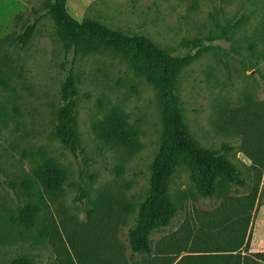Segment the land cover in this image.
<instances>
[{
    "label": "rangeland",
    "instance_id": "374dc122",
    "mask_svg": "<svg viewBox=\"0 0 264 264\" xmlns=\"http://www.w3.org/2000/svg\"><path fill=\"white\" fill-rule=\"evenodd\" d=\"M48 1L0 0V70L8 80L0 86V264L16 258L33 264H186L189 250L231 249L240 238L249 253L251 226L264 229V0H66L79 21L94 19L143 35L172 55H192L176 78L189 134L224 153L246 180L245 187L205 198L188 168L177 167L169 181L176 216L150 235L151 256L131 257L128 230L148 194L161 142L159 93L119 52L66 51ZM29 24L33 33L21 44L17 37ZM69 74L76 85V152L56 134L61 82ZM113 108L127 114L139 150L95 136L94 124ZM48 159L66 171L57 192L44 191L33 174ZM26 179L35 183L32 196ZM28 202L39 206L30 227L17 219ZM224 232L233 235L222 241ZM252 256L264 261L263 253L251 252L245 264Z\"/></svg>",
    "mask_w": 264,
    "mask_h": 264
},
{
    "label": "trees",
    "instance_id": "16d2710c",
    "mask_svg": "<svg viewBox=\"0 0 264 264\" xmlns=\"http://www.w3.org/2000/svg\"><path fill=\"white\" fill-rule=\"evenodd\" d=\"M46 5L66 51L80 49L89 52L106 48L119 52L130 61L134 70L144 74L158 90L163 124L160 147L151 166L148 194L138 207L133 227L128 230L130 257L135 254L151 256L153 248L150 235L157 228L170 226L178 212L169 194V181L177 167L185 165L188 168L189 179L205 198L225 193L234 185L245 187L246 180L224 153L201 146L189 134L180 108L176 78L180 70L192 60V55H172L143 35H128L94 19L79 21L68 13L66 0H49ZM33 29V24L27 25L17 40L26 44ZM0 86H8V80L1 70ZM75 96V80L69 74L61 82L62 104L57 111L56 134L72 152H76L79 147L75 127ZM93 132L108 145L120 144L132 150L140 149L138 133L129 124L127 114L120 109H111L94 124ZM33 174L46 192L61 190L66 180L65 169L53 159L43 162ZM25 183L28 195L32 196L35 183L31 179H26ZM38 211L36 203L28 202L19 209L17 219L30 227ZM246 227L244 225L243 231ZM159 263L166 264V261ZM8 264L33 263L29 258H16Z\"/></svg>",
    "mask_w": 264,
    "mask_h": 264
},
{
    "label": "crops",
    "instance_id": "0c3cea01",
    "mask_svg": "<svg viewBox=\"0 0 264 264\" xmlns=\"http://www.w3.org/2000/svg\"><path fill=\"white\" fill-rule=\"evenodd\" d=\"M253 229L252 233V243L251 248L247 251L244 250V247L241 244V238L237 242V246H232L231 249H226L223 245L221 249L217 251H212L214 248L208 249L210 246H202V249L196 248L193 250H189L186 253V264H245L247 261H249L250 258L245 260V256H250V253H256L261 252L264 253V229L262 232L257 230V227L255 228V223L251 226ZM251 227L248 232L251 233ZM233 235V232L229 233H219V236L222 241H225V237L229 236L231 238ZM177 259L176 261H179ZM261 262L258 257L252 256L249 264H258ZM248 263V262H247ZM261 263H264L261 262Z\"/></svg>",
    "mask_w": 264,
    "mask_h": 264
}]
</instances>
